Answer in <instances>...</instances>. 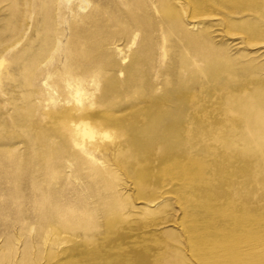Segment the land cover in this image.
<instances>
[{
    "label": "rangeland",
    "instance_id": "1",
    "mask_svg": "<svg viewBox=\"0 0 264 264\" xmlns=\"http://www.w3.org/2000/svg\"><path fill=\"white\" fill-rule=\"evenodd\" d=\"M263 251L264 0H0V264Z\"/></svg>",
    "mask_w": 264,
    "mask_h": 264
},
{
    "label": "bare ground",
    "instance_id": "2",
    "mask_svg": "<svg viewBox=\"0 0 264 264\" xmlns=\"http://www.w3.org/2000/svg\"><path fill=\"white\" fill-rule=\"evenodd\" d=\"M246 89L247 87L242 85L241 86V90H240V106L242 109V117L244 116V112L245 110L249 107L251 108V110H255V108L257 107V97H258V91L254 90L251 91L249 97L246 96ZM77 94H78V90H77ZM75 129L79 130L81 132L82 135L86 134L85 136H87V134H90L89 132V127L86 123H80L79 125H75ZM80 134V133H79ZM259 240V239H258ZM252 250V249H251ZM264 252V251H263Z\"/></svg>",
    "mask_w": 264,
    "mask_h": 264
}]
</instances>
